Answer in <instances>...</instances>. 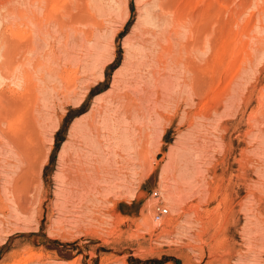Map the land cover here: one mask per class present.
Here are the masks:
<instances>
[{"label": "rangeland", "instance_id": "obj_1", "mask_svg": "<svg viewBox=\"0 0 264 264\" xmlns=\"http://www.w3.org/2000/svg\"><path fill=\"white\" fill-rule=\"evenodd\" d=\"M0 264H264V0H0Z\"/></svg>", "mask_w": 264, "mask_h": 264}, {"label": "built area", "instance_id": "obj_2", "mask_svg": "<svg viewBox=\"0 0 264 264\" xmlns=\"http://www.w3.org/2000/svg\"><path fill=\"white\" fill-rule=\"evenodd\" d=\"M151 195L157 198L159 197L157 191H153ZM166 213H167V208H165L164 206H156V213H155L156 219H160Z\"/></svg>", "mask_w": 264, "mask_h": 264}, {"label": "bare ground", "instance_id": "obj_3", "mask_svg": "<svg viewBox=\"0 0 264 264\" xmlns=\"http://www.w3.org/2000/svg\"><path fill=\"white\" fill-rule=\"evenodd\" d=\"M70 14H71V13H70ZM72 17H73V16H72ZM74 17H75V16H74ZM160 219H161V218H160ZM160 219H159V220H160Z\"/></svg>", "mask_w": 264, "mask_h": 264}]
</instances>
